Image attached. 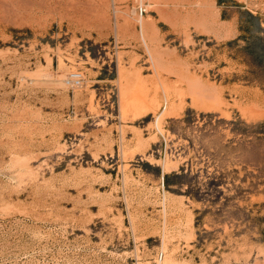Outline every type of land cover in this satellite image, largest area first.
<instances>
[{
	"label": "rangeland",
	"instance_id": "obj_1",
	"mask_svg": "<svg viewBox=\"0 0 264 264\" xmlns=\"http://www.w3.org/2000/svg\"><path fill=\"white\" fill-rule=\"evenodd\" d=\"M0 264H264V0H0Z\"/></svg>",
	"mask_w": 264,
	"mask_h": 264
},
{
	"label": "built area",
	"instance_id": "obj_2",
	"mask_svg": "<svg viewBox=\"0 0 264 264\" xmlns=\"http://www.w3.org/2000/svg\"><path fill=\"white\" fill-rule=\"evenodd\" d=\"M72 80H76V81H78L79 80V78H80V76L78 75V74H74V75H72Z\"/></svg>",
	"mask_w": 264,
	"mask_h": 264
}]
</instances>
